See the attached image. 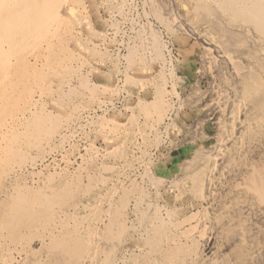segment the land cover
Masks as SVG:
<instances>
[{"label": "bare ground", "instance_id": "bare-ground-1", "mask_svg": "<svg viewBox=\"0 0 264 264\" xmlns=\"http://www.w3.org/2000/svg\"><path fill=\"white\" fill-rule=\"evenodd\" d=\"M148 1L165 33L133 0H0V77L44 41L52 67L0 89V264H264V0ZM74 45L125 60L123 116Z\"/></svg>", "mask_w": 264, "mask_h": 264}, {"label": "rangeland", "instance_id": "rangeland-1", "mask_svg": "<svg viewBox=\"0 0 264 264\" xmlns=\"http://www.w3.org/2000/svg\"><path fill=\"white\" fill-rule=\"evenodd\" d=\"M147 1L148 0H146V2H143V0H133L132 6H134V7L131 8L133 10L130 9L131 12L129 11V19L134 17L135 20L132 18L134 20V22L132 24L133 25L135 24L137 28L141 27V25H142L141 29L145 28V27L148 28L150 25L153 26V28L155 26L156 27L158 26L157 28L155 27V29H157L158 31H161V29H162V32L165 33L164 32L165 30L161 27V25H159V23L155 22L153 16L151 15V13H149L150 6H149V1L148 2ZM97 11H98L96 13L97 18H105L109 21L110 24H112L114 21H116L113 17L110 18L109 13L103 7H100L99 10H97ZM93 12H96V10L94 9ZM131 20H127V22H126L127 25L124 24L125 26H123V28H126V29H124L125 33L118 36L117 41H114L111 44H109V48L111 49L113 54H116V52H119L120 55L122 54L123 56L126 54L127 48L129 46V41L131 40L132 32H133L132 28L130 29V27H129L130 26L129 23ZM129 29H130V31L128 33ZM129 35H130V38H129ZM78 46H79V49H75L76 47L74 45V50L77 51L76 52V53H78L77 56L84 58L83 60L85 62H83V64H81V68L79 70L82 72L85 81L90 85H94V84L96 85L97 83L101 84L103 81L102 80L103 78H101L100 73H103L104 75H107L110 73L112 75L113 79L116 80V82H117V84L121 90L118 98L115 100L116 103L114 102L115 106L113 105L111 107V105L108 104L109 105L108 112H100V113H106L109 116H113L114 113L118 114L120 112L121 116H123V114L125 113V105L127 103V101H126V97H127V89L126 88L127 87L125 84V76H124V72H125L124 71L125 70L124 64L126 63L125 60L122 59V63L117 66V69L122 70V71L118 72L116 70V68L114 70V67L112 66V64L109 61H108V63H104V57L102 58L100 56H98V57L92 56L91 55L92 52L86 51V49H84L82 45H78ZM46 47H47L46 42L44 41V42H41L37 46V48H31L29 50V53L27 54V59L30 61L29 63H25V64L21 63V61L19 59L12 57L11 61L14 62V65H16L15 68L19 72H17V73L13 72L12 74H10L9 78L3 79L0 77V89H2V87L4 85L6 88H10V85H8V83H10L9 81L13 80V79L17 80L18 85L20 84L19 86L22 85V83H20V82H22L23 78H20L21 76L18 78L16 77L17 75H24L25 76V74H22L23 69H22V66H20V65H24V67H25V70L27 72V76H26L27 80L30 79V77L32 76L29 74L28 70L31 69L33 71V69H32L33 66H28V65H35L37 63L38 64L46 63L47 64V71L51 72L52 67L48 68L49 61L51 62V60L49 58V52H48V49ZM35 56H36V60H35ZM59 59L61 60L62 64L65 63V61H68V59L66 58L65 55L59 56ZM36 67H38V66H36ZM36 67H35V71L37 70ZM33 73H34V71H33ZM63 73H66V70L63 71ZM19 78L21 79L20 82H18ZM23 81H25V78ZM53 81H57V83L59 85H61L65 82V79H62L59 77V79H53ZM35 88H36V85H35ZM86 97H87V95H86ZM8 99L9 98H7V97L1 96L0 97V106L5 105L6 103L8 106L10 103ZM21 104H23V100H21ZM4 116L5 115L3 113H0V121H1V119H3L2 122H0V128L7 121L8 115H6L7 116L6 118ZM1 117H3V118H1ZM4 118L6 119V121ZM3 121H4V123H3ZM78 133H79V135H81L80 132H78ZM78 137H80V136H78ZM91 137H92V139H94L93 135H91ZM77 141L80 143V144L78 143L79 147H82L84 144L83 139H81V137H80ZM96 143H98V145H100L101 142L97 141Z\"/></svg>", "mask_w": 264, "mask_h": 264}]
</instances>
